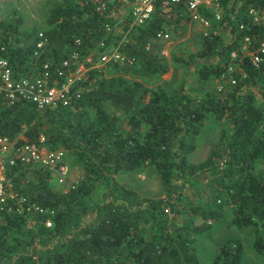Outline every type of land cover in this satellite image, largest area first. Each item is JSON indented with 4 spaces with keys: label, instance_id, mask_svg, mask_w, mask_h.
Returning a JSON list of instances; mask_svg holds the SVG:
<instances>
[{
    "label": "trees",
    "instance_id": "1",
    "mask_svg": "<svg viewBox=\"0 0 264 264\" xmlns=\"http://www.w3.org/2000/svg\"><path fill=\"white\" fill-rule=\"evenodd\" d=\"M123 1L121 20L111 14L118 0L102 11L95 0H43L41 25L25 27L16 8L0 20V56L17 75H38L44 63L54 71L73 51L77 63L91 55L72 87L80 95L72 94L68 104L37 108L28 101L8 104L0 95V134L17 142L44 134L49 147L63 146L65 159L67 151L82 169L63 191L49 183L46 168L8 167L15 189L47 210L19 211L15 201L10 209L0 207V264H203L194 242L221 219L225 205L229 222L250 228L254 250L264 255V57L255 65L243 49L245 36L250 49L264 31L247 14L250 6L264 7V0H219V18L210 8L199 10L210 19L209 33L201 31L197 53L174 59L195 64L192 90L210 76L232 73L235 80L228 89L201 94H190L185 79L172 91L141 80L167 70L165 43L156 33L187 22L186 4L158 0L144 22L130 26L131 0ZM39 31L46 37L40 47ZM115 45L125 58L100 62ZM232 62L239 69L229 72ZM208 117L226 127L203 159L192 161ZM145 165L160 177L162 195L143 196L117 181V174ZM29 172L38 179L24 185ZM211 264L251 263L244 261L240 239L230 236Z\"/></svg>",
    "mask_w": 264,
    "mask_h": 264
},
{
    "label": "built area",
    "instance_id": "2",
    "mask_svg": "<svg viewBox=\"0 0 264 264\" xmlns=\"http://www.w3.org/2000/svg\"><path fill=\"white\" fill-rule=\"evenodd\" d=\"M109 0H95V9L97 11L104 10L108 5ZM158 0H131L130 2V26L138 25L144 22L154 9V5ZM166 2H180L186 4L190 12L191 18L198 20L204 26H210V19L201 15L199 10L210 8L215 14V18L220 17L221 4L219 0H162ZM250 21L264 26V7L250 6L247 10ZM107 30L111 26L106 23ZM208 30L204 34H208ZM40 36L37 46L40 47L46 37L42 31L38 32ZM126 35L121 37L125 39ZM159 40H166L169 37L167 31L159 30L156 33ZM243 49L250 56L252 62L257 65L264 57V31L258 37L257 42L252 48L248 49L251 40L249 36L244 37ZM79 43V38L76 39ZM103 45V41L101 42ZM234 55V52L232 53ZM89 55V54H88ZM87 55V56H88ZM78 56V51L71 53V58H64L54 71L47 63L43 64L40 74L35 76L17 75L13 72L12 66L5 56H0V95L8 104H15L20 101H28L33 103L37 108L55 107L59 104H68L70 96H79L78 90L72 92V87L81 79L82 74L87 69L88 65L85 62H90L91 57H85V62L77 63L75 59ZM124 54L119 51L115 45L110 50L100 54V62L109 60H123ZM71 63L74 65L71 66ZM228 71H233V66H228ZM55 75V76H54ZM61 78V80H59ZM232 83L234 77L230 78ZM18 163L36 165L41 168L48 169L52 174H55L58 182H64L68 172V163L65 159V154L62 148H52L45 143L44 134H40L37 141L17 142V138H10L8 135L0 134V207L12 208L14 201L17 210H35L45 212L47 209L38 205L34 201L27 200L23 193L12 188L10 176L7 173L9 166ZM52 210H50L51 212ZM47 226L51 225L50 218L45 219Z\"/></svg>",
    "mask_w": 264,
    "mask_h": 264
},
{
    "label": "rangeland",
    "instance_id": "3",
    "mask_svg": "<svg viewBox=\"0 0 264 264\" xmlns=\"http://www.w3.org/2000/svg\"><path fill=\"white\" fill-rule=\"evenodd\" d=\"M13 8H16L19 14L23 15L25 27L34 23L41 25L46 12L43 0H0V20L9 19ZM125 10L124 1L118 0V2H115L113 5L111 14L118 20H121L124 17ZM173 26H175L176 29H174ZM208 27L210 26H204L201 22L193 18H190L187 22H183L179 25H170L169 29L166 30L169 37L166 40H162L165 43L162 52L166 57L167 70L160 75H151L150 77L142 78L141 80L144 84L147 87H163L168 91H172L178 87L183 79H185L190 94H201L205 90H213L214 88H217L218 90L225 87L226 89L230 88V83L232 84V81H230L232 73H229L227 78L210 76L202 82L200 89L192 90L189 85L195 80V64L189 63V61L184 63L180 60H175L173 57V55H178L187 59L191 52L197 53L201 46L200 33L202 30L209 29ZM223 36L228 39L229 34L225 32ZM88 56L91 57L90 54ZM231 65L233 66V69H239L237 63L232 62ZM127 75L135 77L132 73H127ZM255 93L258 100H261L262 97L260 91L255 90ZM109 110L113 111L114 109L109 108ZM117 112L121 113L119 111ZM119 116L124 120L123 114H119ZM225 127V123L222 121L208 117L204 129L197 137V147L191 154L190 160L198 161L203 159L208 152L210 141L217 137ZM20 134L18 135L20 136ZM60 148L63 150L65 149L63 146ZM66 161L68 163V172L64 182H58L55 174L49 175V179H47L55 188H60V190L63 191H65L70 184L81 178L82 175V169L79 163L75 161L72 155L67 153V151ZM29 173L30 174H27V176L23 178L24 185L26 184V181L30 180V177L34 176L31 172ZM9 176L12 182V188L15 189L12 175ZM33 178H35V176ZM116 179L119 183L132 187L143 196H158L163 193L160 177L152 165L142 166L139 170L119 173L116 175ZM229 218L230 207L229 205H225L221 219L213 222L212 227L209 230L204 231L197 236L194 244L197 248L200 261L203 264H211V260L218 245L224 239L230 236H235L238 237L242 243L244 261L251 264H264V255L256 252L252 246L253 233L251 229L248 227L237 229L229 222ZM29 223L31 224L32 221L30 220Z\"/></svg>",
    "mask_w": 264,
    "mask_h": 264
}]
</instances>
